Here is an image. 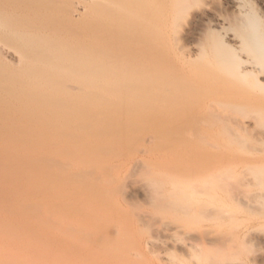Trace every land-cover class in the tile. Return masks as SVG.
Wrapping results in <instances>:
<instances>
[{
	"label": "bare ground",
	"instance_id": "6f19581e",
	"mask_svg": "<svg viewBox=\"0 0 264 264\" xmlns=\"http://www.w3.org/2000/svg\"><path fill=\"white\" fill-rule=\"evenodd\" d=\"M184 22L196 23L186 54L199 63V82L216 93L210 142L230 159L213 177L264 182V0H0V264L125 262L118 236L115 246L107 241L101 204L91 212L98 227L87 222L89 214L74 219L68 171L80 166L91 174L132 136L151 154L152 135L141 136L154 115L164 131L157 142L166 147L185 104L184 94L173 97L184 68L169 43ZM56 162L66 185H56ZM148 167L153 182L167 181L162 168ZM88 174L79 176L88 182ZM84 186L78 191H90ZM56 191L57 200H67L60 212Z\"/></svg>",
	"mask_w": 264,
	"mask_h": 264
},
{
	"label": "rangeland",
	"instance_id": "374dc122",
	"mask_svg": "<svg viewBox=\"0 0 264 264\" xmlns=\"http://www.w3.org/2000/svg\"><path fill=\"white\" fill-rule=\"evenodd\" d=\"M195 28L196 23L184 22L180 27L178 39L173 38L174 41L173 39L169 41L172 42L170 43L173 45L172 48L176 49L174 51L176 55L173 54L172 57H177H173V60L184 68L183 85L174 92L173 97L184 94L185 104L178 107L177 115L174 112V115L171 114V120L175 115L178 117H175L174 121L177 120L175 124L169 125L166 147L157 142V137L164 134V131L159 129L161 133L158 130L157 122L160 116L154 115L153 122L149 126L152 127L146 129L141 136L143 138L149 134L145 137L147 138L152 135L149 142L151 154H145L144 148L139 146L132 136L131 141L128 139L129 143L125 141L127 145L124 144L123 151L116 153L118 157L115 152H108L110 154L107 161H111V158L114 160L109 162V166L113 167L110 166L112 172L110 168L105 167L108 166L107 161L106 165L91 171L92 175L80 171L83 170L80 166L77 169L70 168L71 171L74 170V175L73 171H68V175L72 177L68 179L67 186H71V189L70 187L69 191H66L68 187L64 189L68 192L67 195L69 192L72 195L69 198L72 200L70 204L73 205L71 207L75 212L73 218L82 221L80 218L84 220V216L89 214L87 217L90 220L87 222L91 220V223L95 220L100 222L101 219H97L96 216L95 218L93 212L101 211L98 207L101 204L100 207L106 210H102L106 222L112 223L111 227L106 225L105 219L101 221L105 223H102L104 225L102 227L109 230L105 229L107 233L104 231L105 234L109 233L110 239L107 241L112 242L114 236H118L113 240H116V244L119 242L118 245L114 242L110 244L119 246L121 252L119 254L125 258V262L120 264H264V182H245V176L238 178L236 175L237 177L232 178L233 174H226L222 179L213 177L216 169L225 164L229 157L222 147H218L217 144L212 145L210 142L212 137L209 134L215 124L212 125L209 111L213 109L211 103L216 98L215 90L199 82L200 74L194 69L199 63H195L196 60L191 62L186 54ZM3 55L6 60L8 58V61L13 60L9 56L6 57V54ZM172 107L171 104L169 108ZM181 117L186 118L185 123H179ZM248 134L250 137L246 134L245 137L254 140L256 129L251 128ZM252 140H249L250 143L255 144V140ZM133 142L136 143L135 146ZM143 159L148 163H144ZM58 163L56 162L58 165H55L57 168L56 171L54 170L57 176L58 173L62 174L61 163ZM101 164L102 162L99 165ZM148 165L156 169L162 168L167 174V181L153 182L150 175L152 168ZM237 170L236 166L234 172ZM77 171L83 177L86 174L91 175L90 182H86L87 179L82 180L83 177L79 176ZM101 172L105 180L98 181L96 175L102 174ZM74 176L79 178L75 179ZM61 177L63 178V175L56 178L58 180L56 185L57 183L59 186L64 183L66 185V182H63L65 178L59 182ZM71 182L76 188L72 187ZM82 184L90 189L86 192H90L91 195H88L89 193L84 189L85 195L82 189L78 191ZM96 189L99 191L98 197L94 194ZM57 190L60 192L62 189ZM55 194V203L58 205L55 204L53 207L57 205L54 209L60 212L64 210L62 206L67 200L60 199L61 202L63 201L61 203L57 200V191ZM60 195L59 193V197L62 196ZM88 200L89 206H93L91 207L93 211H90L89 207L86 208ZM78 201H84L87 205L84 206V202ZM79 205L81 208H78ZM75 208L78 209L75 211ZM82 213L84 215H79ZM101 218L103 219L104 215ZM95 222L92 223L95 227L101 224L97 222L96 225ZM91 223L89 224L92 225ZM105 237L107 238V235Z\"/></svg>",
	"mask_w": 264,
	"mask_h": 264
}]
</instances>
